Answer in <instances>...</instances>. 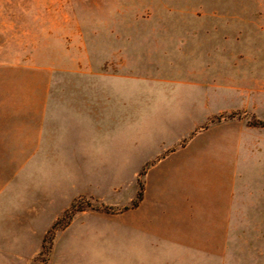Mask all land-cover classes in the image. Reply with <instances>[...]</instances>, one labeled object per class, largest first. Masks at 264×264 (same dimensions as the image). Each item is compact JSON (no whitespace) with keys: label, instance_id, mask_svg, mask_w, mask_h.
<instances>
[{"label":"rangeland","instance_id":"rangeland-1","mask_svg":"<svg viewBox=\"0 0 264 264\" xmlns=\"http://www.w3.org/2000/svg\"><path fill=\"white\" fill-rule=\"evenodd\" d=\"M54 3L66 22L49 45L56 145L66 143V100L89 96L102 70L101 188L88 172L90 186L53 220L39 214L52 205L45 174L21 210L8 189L0 264H264V0ZM158 206L167 232H134L133 242L110 232L117 215ZM100 220L108 232H93Z\"/></svg>","mask_w":264,"mask_h":264},{"label":"crops","instance_id":"crops-1","mask_svg":"<svg viewBox=\"0 0 264 264\" xmlns=\"http://www.w3.org/2000/svg\"><path fill=\"white\" fill-rule=\"evenodd\" d=\"M60 9L54 0H14L0 4V226L7 218L8 189L15 190V200L10 203L20 206L19 210L33 205L39 196L40 174H45L48 181L53 180L47 185L53 191L52 205L39 212L51 220L90 186L88 172L89 180L94 173L101 188L103 117L108 115L103 111L102 70H94V84L90 85L93 91L88 92L89 96L87 91H80L75 96L77 99L66 100V143L56 145L54 68L49 45L54 44L56 27L66 28V22L55 20ZM150 28L161 31L165 26L159 22ZM153 35L145 40L147 44L163 43L161 35ZM122 41L114 37L112 44ZM125 41L127 46L131 44L129 38ZM120 58L123 57L111 59ZM111 77L118 86L121 76ZM56 157H66V164L56 168ZM87 158L94 160L88 164ZM160 207L142 214L141 218L131 212L117 215L110 232H128V237L131 232V242L134 232H167L168 216ZM106 226L101 220L96 221L93 232H108ZM73 227L72 224L60 232H76ZM91 231L86 228L80 232Z\"/></svg>","mask_w":264,"mask_h":264},{"label":"trees","instance_id":"trees-1","mask_svg":"<svg viewBox=\"0 0 264 264\" xmlns=\"http://www.w3.org/2000/svg\"><path fill=\"white\" fill-rule=\"evenodd\" d=\"M260 124L264 125V122H259ZM140 196V195H139ZM135 205V204H134Z\"/></svg>","mask_w":264,"mask_h":264}]
</instances>
